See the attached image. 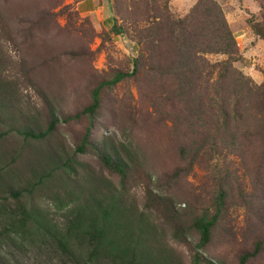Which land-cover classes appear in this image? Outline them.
<instances>
[{
  "label": "rangeland",
  "instance_id": "374dc122",
  "mask_svg": "<svg viewBox=\"0 0 264 264\" xmlns=\"http://www.w3.org/2000/svg\"><path fill=\"white\" fill-rule=\"evenodd\" d=\"M77 1L0 0V264H72L54 235L108 203L142 264H264V0H109L101 26ZM180 20L233 52L181 64Z\"/></svg>",
  "mask_w": 264,
  "mask_h": 264
},
{
  "label": "trees",
  "instance_id": "16d2710c",
  "mask_svg": "<svg viewBox=\"0 0 264 264\" xmlns=\"http://www.w3.org/2000/svg\"><path fill=\"white\" fill-rule=\"evenodd\" d=\"M201 2L197 4V7L194 10L193 14H195V16L202 10L201 7L205 6ZM203 9L205 12L213 11L211 7H203ZM167 18L168 16H165V19ZM215 22L217 21H210L212 25ZM220 22L224 24V28L227 30V26L225 25L223 18H220ZM179 24H181V33L178 37L174 38V44L177 46L175 55L181 64L183 62L185 66H188V63L190 62L189 60H198L199 57L197 58L195 55L197 53L221 52L229 54L233 52L231 50L234 45V41L229 31L226 32V34L221 35L218 34L219 31L221 32L220 28H213L214 47L205 44H203V47H200V44H196V39L195 37L193 38L194 35L191 34L192 32L187 29L186 21L180 20ZM198 32H200V30H198ZM261 35H263L261 37L264 39V34ZM197 36H201V33ZM140 56H143V54L141 53ZM193 66L194 65L190 63L188 72L193 76L196 75V73L199 75V69L196 66L193 68ZM211 68L213 70L215 67L211 66ZM226 76V74L219 75V78L217 79L220 80L221 78H226ZM122 77L123 74H117L108 83L114 84ZM98 93L99 88H96L93 91L92 104L84 110V112L89 115L94 113V110L98 105ZM222 106L223 105L221 104V107ZM223 108L225 112H227L226 107L223 106ZM56 123L57 120L52 119L49 121L45 130L38 132L24 131L23 134L31 138H44L54 129ZM103 161L109 168L122 173V169L118 164L113 163L108 159H104ZM13 195L15 197L18 196L17 193H13ZM119 208L120 207L116 206L114 203H108L104 207H100V205L87 204L83 208L76 210L75 213L67 220V224L63 230L57 232L53 238L56 244L61 247L62 254L67 258V260H69L72 264H142V261L137 254L139 249L136 245L131 246L128 244H119L122 232L121 229L118 228V224H120L122 219H124V215ZM20 211L22 221L25 224L29 216L24 208H21ZM212 223V220L206 221L203 219H199L195 222V227L200 233L199 246L207 243L209 229ZM259 245L260 244H257L255 251L259 248ZM248 256V254L242 255L240 257V264H244ZM194 264L197 263L195 262Z\"/></svg>",
  "mask_w": 264,
  "mask_h": 264
},
{
  "label": "crops",
  "instance_id": "0c3cea01",
  "mask_svg": "<svg viewBox=\"0 0 264 264\" xmlns=\"http://www.w3.org/2000/svg\"><path fill=\"white\" fill-rule=\"evenodd\" d=\"M76 9L81 16L89 17L96 25H110L113 17L109 0H78Z\"/></svg>",
  "mask_w": 264,
  "mask_h": 264
}]
</instances>
